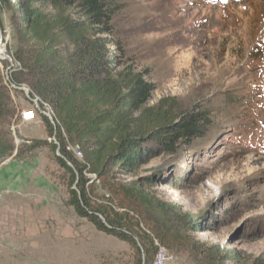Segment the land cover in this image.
I'll use <instances>...</instances> for the list:
<instances>
[{
    "label": "rangeland",
    "instance_id": "374dc122",
    "mask_svg": "<svg viewBox=\"0 0 264 264\" xmlns=\"http://www.w3.org/2000/svg\"><path fill=\"white\" fill-rule=\"evenodd\" d=\"M116 1L112 37L119 45L113 50L122 66L147 71L155 86L150 104L173 97L180 111L200 108L208 118L202 137L174 155L159 153L133 177H152L150 191L166 208L201 223L199 232L187 233L188 243L166 249L175 256L171 264H203L201 248L210 245L264 253V42L258 25L264 0ZM3 25L0 49L12 68L18 66L13 53L22 46L7 13ZM1 58L8 86L10 63ZM10 94L15 112L0 126L16 149L0 168L7 162L3 166L18 169V180L27 185L44 180L45 198L36 192L29 198L44 199L45 209L25 220L22 234L11 233L15 210L27 209L19 203L10 210L11 230L0 235V264H137L131 245L98 231L68 205V173L49 147L30 150L33 140H50L38 110L22 90ZM27 112L35 119H24ZM87 177L97 197L111 196L102 180Z\"/></svg>",
    "mask_w": 264,
    "mask_h": 264
},
{
    "label": "trees",
    "instance_id": "16d2710c",
    "mask_svg": "<svg viewBox=\"0 0 264 264\" xmlns=\"http://www.w3.org/2000/svg\"><path fill=\"white\" fill-rule=\"evenodd\" d=\"M117 10L116 0H0V28L7 13L22 46L6 82L12 91L26 86L40 108L51 110L53 123L39 113L50 140L35 139L30 150L49 147L68 173V205L98 231L131 245L137 264H151L156 242L174 249L201 223L166 208L150 191L152 177H133L159 153L174 155L202 137L208 118L200 108L180 111L173 97L150 104L155 86L147 71L122 66L114 53ZM8 86L0 69V122L15 112ZM15 149L0 126V162ZM87 176L102 180L111 196L97 197ZM201 250L203 264H264V253Z\"/></svg>",
    "mask_w": 264,
    "mask_h": 264
},
{
    "label": "crops",
    "instance_id": "0c3cea01",
    "mask_svg": "<svg viewBox=\"0 0 264 264\" xmlns=\"http://www.w3.org/2000/svg\"><path fill=\"white\" fill-rule=\"evenodd\" d=\"M6 163L7 162L1 164L2 167L0 168V192H4V198L2 197V199L0 200V235L8 232L9 230L7 229L11 230L12 223H9V219L13 218V216L10 214V210H13L15 206H20L19 203H21L27 210H23L21 212H19L17 209L15 210L16 223L13 227L14 231L10 232L22 234L28 226V223L25 220L34 218L36 213L37 217H41L42 212L38 211V209H45L44 199L43 201H35L34 199L29 198V196H31L32 193L35 192V194H39L45 198V190H41V188L44 187L43 183L45 184V181L41 180L42 183L40 181H37V183L39 184L33 183L32 185H29L28 183L27 185V182L25 183L18 180L17 176L19 175L20 171L18 169H15L13 171L11 169H6L5 166H3ZM24 187L25 190L27 189L26 192L25 190L23 191ZM20 190L25 193L24 196L22 195L20 197L19 195H17V192H19Z\"/></svg>",
    "mask_w": 264,
    "mask_h": 264
},
{
    "label": "water",
    "instance_id": "95a60500",
    "mask_svg": "<svg viewBox=\"0 0 264 264\" xmlns=\"http://www.w3.org/2000/svg\"><path fill=\"white\" fill-rule=\"evenodd\" d=\"M1 33H2V30H1V28H0V40H1ZM1 59H6V60H8V62L10 63V66L7 68V71H8V69H10V67L13 65V61H12V59H11L9 56H7V55H5V56H4L3 58H1ZM7 71H6V72H7ZM7 73H8V72H7ZM7 73H6V74H7ZM13 88H15V89H19V90H22V91L25 93V95L27 96V98H29V101L32 102V104L34 105V107L38 110V112H39L40 114L46 116V117L50 120V122L53 123L52 118H51V117H50L45 111H43V110L40 108V106H39L37 100H35V99H31V98L29 97V95H28V91H27V89H26L25 87H23V86H15V85H13ZM53 128L55 129V126H53ZM57 152H58V150H57ZM102 220L104 221L103 218H102Z\"/></svg>",
    "mask_w": 264,
    "mask_h": 264
},
{
    "label": "bare ground",
    "instance_id": "6f19581e",
    "mask_svg": "<svg viewBox=\"0 0 264 264\" xmlns=\"http://www.w3.org/2000/svg\"><path fill=\"white\" fill-rule=\"evenodd\" d=\"M262 18L260 19L258 25L260 26V40L262 42H264V18L263 16H261ZM0 56L3 58L5 55H3V50L0 49ZM156 244L158 245V249H157V252H156V255H155V258H158V251H160V258H161V261H168L169 260V252L164 249L162 246H160L157 242Z\"/></svg>",
    "mask_w": 264,
    "mask_h": 264
},
{
    "label": "built area",
    "instance_id": "2783aa9c",
    "mask_svg": "<svg viewBox=\"0 0 264 264\" xmlns=\"http://www.w3.org/2000/svg\"><path fill=\"white\" fill-rule=\"evenodd\" d=\"M24 117L23 118L26 119V120H28V121H31V120H34L35 119V117H34V115H33L32 112H27L24 115ZM75 153H76V150H75ZM76 155H77V153H76ZM1 199H2V193L0 192V200ZM174 259H175V256L171 252H169V260L168 261H161L160 251H158V258H154L151 264H171Z\"/></svg>",
    "mask_w": 264,
    "mask_h": 264
}]
</instances>
